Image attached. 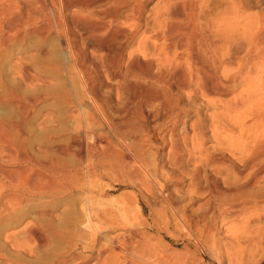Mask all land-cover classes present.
<instances>
[{"label":"bare ground","instance_id":"bare-ground-1","mask_svg":"<svg viewBox=\"0 0 264 264\" xmlns=\"http://www.w3.org/2000/svg\"><path fill=\"white\" fill-rule=\"evenodd\" d=\"M23 1H16L17 13L7 15L6 19L2 15L9 12V8L5 9L4 1L1 5L0 49L5 37L17 34L22 22L32 16L33 1ZM45 1L62 17H67L66 10L71 6L88 10L83 21L74 22L78 35L68 25L61 26L71 85L60 96L73 105L75 115H72L74 120L71 119L75 122L66 144L57 146L54 152L75 156L76 162L65 168L62 160L54 159L57 156L38 161L37 170L33 169L34 178L30 175V179H19L13 175L9 179L11 192L4 191L5 183L0 179V199L6 196L18 206L31 192L42 195L73 190L84 195L79 205L82 220L75 222L88 228L84 241L79 243L77 235L64 234L69 248L52 264H89L90 260H93L91 264H152L151 246L143 229L148 227V222L132 215L126 202L99 201L111 187L99 179L104 175L121 177L118 178L121 183L134 188L135 202L139 203V194L149 191L158 204L166 200L173 204L171 195L163 196L161 192L162 171L158 158L168 143L174 161L179 162L181 150L175 137V125L183 115H188L186 108L180 105L179 95L187 93L193 97L199 93L211 103H223L224 112L242 109L237 125L245 158L240 169L247 184L256 186L264 181V22L238 44L235 52L231 43L236 34L231 31L243 36L244 17H236L237 11L232 17L225 12L213 19L201 20L196 12L201 0H186L191 7V11L187 9L189 12L181 9L186 2L158 0L162 4L155 8L154 25L140 37L136 34V38L148 0ZM238 3L243 6V1ZM233 17H236V30H229ZM119 19L122 20L113 24ZM77 36L83 41V51L76 44ZM133 40L134 45L129 46ZM235 53H238L237 64L229 68ZM140 54L148 56V60L140 59ZM113 94L119 97L117 101L122 99L115 110L111 107ZM4 122L0 124V156L9 153V147L6 149L1 142H13V125L11 121L10 126ZM187 130L185 138L198 141L195 133L190 135ZM12 150L10 152L14 153ZM14 170V167L10 170L0 167V175ZM54 175L61 177L55 179ZM215 192L220 191L215 188ZM235 210L244 215L243 229L264 221V201L245 200ZM249 212L256 215L249 216ZM247 213L249 217H245ZM200 227L197 225L199 232ZM108 232L114 233L107 235ZM100 239L104 242L98 244ZM204 242L210 243L208 236ZM251 256L254 258L251 264H264V249L252 252Z\"/></svg>","mask_w":264,"mask_h":264},{"label":"rangeland","instance_id":"rangeland-1","mask_svg":"<svg viewBox=\"0 0 264 264\" xmlns=\"http://www.w3.org/2000/svg\"><path fill=\"white\" fill-rule=\"evenodd\" d=\"M6 1L0 2V8L1 5L6 6V10L9 8L8 14L2 15L3 19L17 13L14 6L23 0H10L11 7ZM30 1L34 3L35 9L31 16L34 18L22 22L24 26L19 27L17 34L6 36L0 49V124L5 121L8 122L6 125H13V142H1L6 149H10H7L9 153L0 156V167H6L7 170L15 168L13 172L5 173V176L0 175L6 192L12 191L13 187L8 181L13 175L19 179L29 178L30 175L31 179L34 178L38 161L45 162L57 156L54 159L62 160L65 168L76 162L75 156L54 152L57 146L66 144L70 127L75 122L72 117L75 115L73 105L60 96L71 85L70 74L66 69L68 52L63 43L61 26L68 25L78 35L74 22L83 21L88 10L71 6L66 10L67 17H62L57 10L49 8L45 0L23 2ZM239 1L201 0L196 7L201 20L213 19L225 12L232 17L237 11L236 17H244L243 36L242 33L231 31L236 34L235 41L231 43L235 52L238 51V44L244 42L264 22V0H241L242 7ZM179 2H186L184 5L180 3L181 9L191 11L186 0ZM145 4L142 25L135 32V38L152 28L155 8L162 2L148 0ZM236 17H233L229 30H236ZM60 19L65 22L62 24ZM76 44L83 51V41L78 36ZM131 45H134V40L130 42ZM237 54L230 59L229 68L236 66ZM139 58L148 60V56L142 54ZM114 94L111 102L113 110L122 102L121 98L117 101L119 97ZM9 96L14 97L13 100ZM179 102L188 112L175 125V137L181 150L180 160L174 161L168 143L158 158L162 171L159 180L163 184L161 192L163 196L169 193L173 204L167 200L158 204L149 191L138 193L139 203L135 202L132 197L134 188L121 183L122 180L118 179L121 177H116L117 180L108 175L102 176L99 181L111 187L98 200L113 204L126 202L132 215L146 219L148 227L143 229L151 246L152 264H251L254 259L251 253L264 249V221L243 229L244 215L237 214L235 208L249 199L264 201V181L256 186L249 185L240 169L245 158L240 146L242 134L237 125L242 109L224 112L223 103H211L199 93L193 97L182 93ZM191 123L194 126H190ZM185 127H189V130ZM162 129H165L167 138L166 128ZM186 130L190 135L195 133L198 141L185 138ZM56 176L55 179L61 177ZM215 188L220 192L216 193ZM238 189L245 191L240 193ZM61 192L42 195L31 192L18 206L2 196L0 264H52L69 248L64 234L77 235L79 243L84 241L88 228L75 223L82 220L79 205L84 195H78L73 190ZM249 214L245 217L256 215L255 212ZM196 221L198 224H195ZM197 225L201 226V232ZM33 230L34 236L30 234ZM108 233L112 235L114 232ZM37 236H40L39 239ZM205 236L209 237L210 243L204 242ZM100 242L103 243L104 239H100L98 244ZM92 262L90 260L89 264Z\"/></svg>","mask_w":264,"mask_h":264}]
</instances>
